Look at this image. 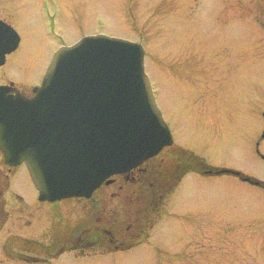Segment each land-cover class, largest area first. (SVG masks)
Instances as JSON below:
<instances>
[{
    "label": "rangeland",
    "instance_id": "1",
    "mask_svg": "<svg viewBox=\"0 0 264 264\" xmlns=\"http://www.w3.org/2000/svg\"><path fill=\"white\" fill-rule=\"evenodd\" d=\"M6 1L7 11L28 22L39 73L49 54L42 1ZM50 6L53 51L95 34L143 44L175 144L209 167L264 180L254 144L264 131V0H51ZM259 150L264 154V139ZM190 185L139 248L86 264H264V189L233 175L192 176Z\"/></svg>",
    "mask_w": 264,
    "mask_h": 264
},
{
    "label": "water",
    "instance_id": "2",
    "mask_svg": "<svg viewBox=\"0 0 264 264\" xmlns=\"http://www.w3.org/2000/svg\"><path fill=\"white\" fill-rule=\"evenodd\" d=\"M4 29L9 53L18 38ZM144 60L141 43L90 35L55 52L32 96L0 87V149L26 164L41 199L90 197L173 144Z\"/></svg>",
    "mask_w": 264,
    "mask_h": 264
},
{
    "label": "flooded vegetation",
    "instance_id": "3",
    "mask_svg": "<svg viewBox=\"0 0 264 264\" xmlns=\"http://www.w3.org/2000/svg\"><path fill=\"white\" fill-rule=\"evenodd\" d=\"M41 1L49 54L38 73L37 54L30 52L26 38L28 22L7 11V1L0 0V87L11 93L32 95L53 54L51 0ZM5 26L12 30L11 42L18 38L9 53ZM43 56L39 54L41 60ZM261 139L263 134L254 143L255 152L264 162ZM210 171L193 151L174 143L129 172L115 174L90 197L41 200L27 167L7 163L0 150V264H86V259L137 249L162 224L175 197L189 191L192 176L211 177ZM225 175L264 189V180L241 172Z\"/></svg>",
    "mask_w": 264,
    "mask_h": 264
}]
</instances>
